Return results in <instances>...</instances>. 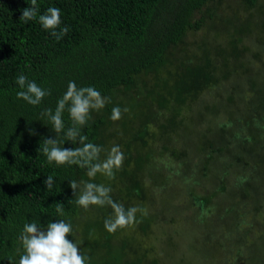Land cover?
<instances>
[{
	"label": "trees",
	"instance_id": "16d2710c",
	"mask_svg": "<svg viewBox=\"0 0 264 264\" xmlns=\"http://www.w3.org/2000/svg\"><path fill=\"white\" fill-rule=\"evenodd\" d=\"M217 1L221 2V0H37L38 16L49 7H58L61 10L60 28L67 27L69 31L57 40L50 31L41 26L38 16L37 19L27 22L20 20L22 9L30 7L31 0H0V264L10 262L16 264L18 261L22 252L19 236L25 223L35 221L39 223L41 230L46 231L49 222H57L59 219L69 221L73 233L68 239L74 240V219L78 217L81 207L74 202L75 197L69 182L89 181L87 169L76 165L58 166L49 163L40 151L44 146V139L47 138L56 139L60 147L79 146L67 141L63 132L57 134L48 117L41 115L47 109L55 112L57 101L62 98L69 81H74L78 88L92 86L109 100H112L111 94L114 90L134 95L125 104L123 100L111 103L119 106L122 111L123 120L116 130L115 121L109 118L113 108L110 104L105 107L102 114H97V111L93 110L87 124L80 129L81 134L88 137L87 142L99 145L106 152L113 145H119L124 154L123 165L114 170V177L109 178L98 173L89 182L110 188L118 184L116 196H113V191L110 193L112 199L118 203L124 201L125 208L135 203L140 209L136 213L135 223L125 229L131 231L135 227L132 234L126 236L127 241L122 244L121 249L115 252L111 250L109 240L114 233L107 232L104 242L103 239H95L88 244L86 238L87 241L84 240L83 245H79L80 252L87 258V264H122L125 260L124 249L130 246V240L132 242L136 239L139 230L146 233L152 222L153 217L150 215L152 207L148 206L143 198L151 188L155 192L159 189L153 186L147 188L137 179L141 171L142 179H153L150 175H145L146 169H142L148 166L151 157L150 151L146 149L149 123L147 112L151 108H156L161 113H166V110L170 109V114L165 118L174 126L176 115L184 104L196 100L195 96L209 84H218L210 71L214 69L211 68V62L204 66L184 65L181 69L174 65V70L169 66V70L166 69L165 72L162 67L169 63L167 53L171 48L182 44L191 30L200 29L203 20L195 21V15L204 9L209 13L211 3ZM243 3L248 7H254L258 0H243ZM255 26L264 30L262 15L258 17ZM60 28L56 31L59 32ZM239 30L241 32V29ZM240 40L241 37L238 41ZM21 74L50 93L39 105L33 106L17 98L16 94L21 89L16 84V79ZM150 74L154 79L153 85L146 81L139 86L136 84L138 77ZM258 75L260 82L255 79ZM243 78H246L244 86L246 93H242V102L236 104L233 98H226L222 106L231 108L235 106L237 109L240 106L246 107L250 120L256 127V134L254 137L248 136L241 128L242 122L237 123L235 125L237 127L234 128L233 117L223 122L222 126L227 125V130L230 131L231 140L227 146L218 145L221 147L214 148L219 142L213 144L210 159L208 158L211 160L210 165L205 166L211 173L215 161L224 153H228L229 146L234 142L246 146L249 141H256L258 136L264 138V70L258 71L255 75L253 71H247ZM163 79L165 81H161ZM177 106L180 108H176ZM125 108L126 112L123 111ZM63 121L65 130L72 126L66 110L63 113ZM229 131L221 133L220 130V135L225 138ZM248 150L251 152L252 149ZM102 152L101 159L104 158ZM104 154L106 157L107 153ZM262 154L261 160L264 157V147ZM230 155L234 162H237L235 157H240L242 161L241 156ZM245 161L247 164L244 168L250 163L249 160ZM186 162L180 164L183 169L181 172L187 171ZM238 164L241 165V162ZM235 165L232 161L228 162L221 168L220 174L230 172ZM135 167L137 168L134 169ZM262 168L264 170L263 165L258 168L252 167V170L262 171L263 177L259 181L264 185ZM153 172L161 175L159 170ZM150 173L152 174V171ZM241 174L235 175L234 183L228 187L218 185L219 190L213 192L212 196L190 198V201L194 200L195 205H200L198 220L204 222L211 214H217L215 224L219 226L212 231V235L223 229L228 232L226 234L228 237L234 233L238 235L235 226L232 227L234 218L232 216L237 212L234 213L230 207L226 212L227 217H223L225 214L222 212L219 214L223 215L219 216V205H216L218 199L212 202V198L221 192L224 193L221 196L227 195V198L232 200L234 194L230 192V188L233 186L242 188L245 193L260 191L257 185L254 189L248 188L249 184L244 185ZM49 175L54 181L50 190L46 189L43 183ZM253 175L256 176V172ZM192 181L194 178L184 183L188 186ZM210 184L213 185V182ZM161 189L166 190L162 187ZM262 189L264 188L261 187ZM209 202L213 208L210 207L208 214ZM58 203L63 205V215L56 212ZM242 204L246 202L243 201ZM167 210L170 209H165ZM106 212V218H110L112 209L107 205L100 207L97 215L105 216ZM95 229L104 231L105 228L101 227L100 221H95L86 225L84 232L86 235H92ZM244 235L245 233H240L236 243L220 239L216 245H220L221 252L214 259L208 258L212 261L208 264H247L249 257H254L255 262L261 260L260 264H264V244L253 249L252 255L246 257L243 251L245 242L242 241ZM92 244L93 248L99 245L105 248L106 253L101 259L93 254L92 249H88L90 247L87 245ZM184 255L185 253L180 257V261L184 260ZM256 255L263 256L257 258ZM140 262L139 260V263L136 261L130 264H143Z\"/></svg>",
	"mask_w": 264,
	"mask_h": 264
},
{
	"label": "rangeland",
	"instance_id": "374dc122",
	"mask_svg": "<svg viewBox=\"0 0 264 264\" xmlns=\"http://www.w3.org/2000/svg\"><path fill=\"white\" fill-rule=\"evenodd\" d=\"M260 15L264 17V0H258L254 7H248L243 3V0H221V2L211 3L209 13L204 9L194 17L195 21L203 20L200 29L191 30L183 39L182 44L174 49L171 48L167 53L169 63H166L162 70H169V66L170 69L174 70V65L181 69L184 65L204 66L207 62H211V68L214 69H210V71L212 77L217 79L218 84H209L195 96L196 100L192 102L190 99L191 101L187 105L184 104L182 110L176 115L174 126L169 124L168 119L165 118L170 114V109H167L166 113H161L156 108H151V111L147 112L149 123L146 149L150 151L151 157L148 166L142 169H146L145 175H150L153 179H142L143 171L140 172V177L137 179L141 185L145 184L147 188L153 186L155 189L157 187L159 189L155 192L151 188L146 194L147 198L146 196L143 198L148 206L152 207L153 213H150L153 217L152 222H150L151 225H149L147 234L139 230L136 239L132 242L130 240V246L124 249L125 260L122 264H130L136 261L139 263V260L143 264H208L212 262L208 258L214 259L221 252L220 245H216L220 239L223 241L231 240L236 243L240 238L238 236L240 233H245L242 241L245 242L243 251L246 257L252 255L253 249L263 246L264 197L262 196L264 189L261 190V187L264 188V185L262 181H259L262 179L263 173L259 170L253 171L252 167L258 168L261 165L264 167V157L262 160L260 159V156L263 155L264 138L258 136L256 141L251 140L246 146L234 142L229 146L230 151L215 161L212 173L211 170L208 171L205 168L206 165H210L211 160L209 161L208 158L216 141L219 143L214 148L229 145L230 131L227 130V125L222 126L227 119L233 117L234 128L237 127L235 126L237 123L242 122L241 128L248 136L254 137L256 134V127L252 124L246 107L240 106L238 109L235 106L233 108L223 107L222 103L225 104L226 98H233L236 104L241 103V98L246 93L244 74L247 71H253V75H255L258 71L264 70V36L260 37V35H264V30L255 26ZM249 23H251L250 26ZM240 37L241 40L238 41ZM255 79L260 82L259 75ZM143 81L153 85L152 74L149 76L141 75L136 79V84L139 86ZM132 96L134 95L132 94ZM132 96L129 92L114 90L111 94L112 100L108 99L109 102L106 106L110 104L115 107L116 105L111 103L120 100H123L125 104L131 100ZM245 99L247 100V98ZM173 106L175 107V105ZM246 106L248 105L246 104ZM105 107L97 111V114L104 113ZM176 108L180 107L177 106ZM173 114L175 115L176 111ZM121 120H123L122 117L115 121L114 130L120 127ZM219 125L221 127H218ZM223 129L229 131L225 138L220 135V130L221 133L225 132ZM250 148L252 149L251 152L248 150ZM104 153H107L106 150L102 152V156L105 158ZM182 154L186 156L183 157ZM230 154L241 156L242 161L240 157H235L237 162H234L230 158L232 157ZM175 160L176 162H174ZM245 160L250 162L246 168H244V165L247 164ZM230 161L236 165L230 172L220 174L221 168ZM182 162L187 163L188 172L186 170L185 173L184 171L181 172L183 170L180 167ZM238 162H241V165ZM157 170L161 175L153 172ZM254 172H256V176L253 175ZM239 173H242L240 176L244 185L249 184L248 188L252 187L253 189L257 185L260 191L245 193L242 188L233 186L232 189L230 188V192L234 194L232 200H229L226 194L224 197L221 196L224 194L221 192L212 198V202L218 199L216 203L219 205L218 214L220 212L225 214V216L223 214H219V216L227 217L226 212L230 207L233 208L234 213L237 212L232 216L234 217L232 218V227L235 226L238 232V235L234 233L228 237L226 235L228 232L223 229L219 230L216 235H212V231L219 226L215 224L217 214H211L204 222L198 220V215L201 212L200 205H195L194 200L190 201V198L198 197L200 199L202 196H212L213 192L219 190L218 185L228 187L234 183V176H238ZM193 174L196 177H193ZM193 178L194 181L188 186L184 183ZM212 182L213 185L210 184ZM161 187L166 190L162 191ZM118 188V184L111 187L113 196H116ZM243 201L246 204H242ZM120 203L124 205V201ZM131 206L136 207L137 205L132 203L129 207ZM210 207L213 208L209 202L208 214L211 210ZM98 209L100 206H90L88 209L81 207L78 217L74 219V242L78 245H83L82 243L86 238L88 244H91L95 239H103L104 242L107 233L105 229L104 231L95 229L92 235H86L87 233L84 232L86 225L91 222L100 221L101 227L104 226L107 212L105 216H98ZM165 209L170 210L165 211ZM135 226L137 225L135 224ZM225 226L227 227L228 224L226 223ZM125 229H120L111 235L110 248L114 252L122 248V244L127 241L126 236L132 234L135 227L131 231ZM215 236L217 238H214ZM87 246L99 259L106 253L105 248L101 245L95 248H93L94 244ZM183 253H185L184 260L180 261ZM262 256L256 255L257 258ZM260 262L261 260L255 262L254 257H249L246 263L260 264Z\"/></svg>",
	"mask_w": 264,
	"mask_h": 264
},
{
	"label": "clouds",
	"instance_id": "9594fccd",
	"mask_svg": "<svg viewBox=\"0 0 264 264\" xmlns=\"http://www.w3.org/2000/svg\"><path fill=\"white\" fill-rule=\"evenodd\" d=\"M37 16V0H31V6L22 9L20 20L27 22L37 19ZM38 22L57 40H60L69 31L67 27L60 28L61 10L58 7L47 8L43 14L38 16ZM58 28H60L59 32L56 31ZM16 84L21 89L16 94L17 98L23 99L33 106L39 105L43 98L50 94L38 86L35 81L28 80L23 74L17 77ZM108 102V98L103 97L94 87L78 88L74 81H69L65 93L57 101L55 112L53 113L52 109H47L41 115L48 117L57 134L63 132L67 141L79 146L65 148L58 146V142L54 138L44 139V146L40 151L46 156L47 161L58 166L67 164L85 168L89 181L94 179L98 173L109 178L114 177V170L121 168L124 161V154L120 146L113 145L107 151L106 157L101 159L100 154L104 149L99 145L87 142L88 137L82 135L80 131L87 124L90 113L93 110L103 109ZM65 110L72 121V126L67 130H65L63 121ZM123 111L126 112L127 108ZM121 117V108L113 107L109 118L117 121ZM89 181L71 180L69 182L77 206L84 209H88L90 206H110L112 215L104 221V228L109 233H115L118 229L127 228L135 223L136 213L140 209L135 206L125 208L123 204L112 199L110 187ZM53 182L51 175L43 181L48 190L52 188ZM56 212L63 215L61 203H58ZM72 233L71 222L62 219L57 222H49L46 231L41 230L39 223L35 221L25 223L19 236L22 252L16 264H87V258L81 254L79 245L74 240L68 239ZM18 251L21 250L18 249Z\"/></svg>",
	"mask_w": 264,
	"mask_h": 264
}]
</instances>
